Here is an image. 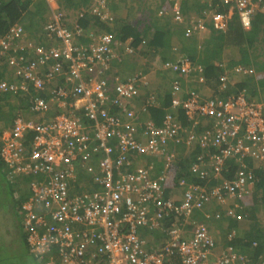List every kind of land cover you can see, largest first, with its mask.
Here are the masks:
<instances>
[{"label": "built area", "instance_id": "2783aa9c", "mask_svg": "<svg viewBox=\"0 0 264 264\" xmlns=\"http://www.w3.org/2000/svg\"><path fill=\"white\" fill-rule=\"evenodd\" d=\"M261 1L218 0L215 7L228 6L229 11L213 10L214 28L224 30L237 11L243 25L249 27ZM47 2L54 22L45 31L58 45L37 47L36 62L18 54L4 63L9 39L0 43V67L6 64L13 75L0 90L28 96L35 116H17L13 127L3 133L0 150L9 178L34 177L29 185L31 196L22 206L31 253L41 259L57 247L62 264H248L247 257L233 246L218 253V243L201 223L192 225V230L186 226L211 200L220 205L230 201V216L241 208L234 200L255 179L241 159L264 161V101L249 100L244 92L227 98L206 97L186 90L176 80L172 84L175 112H167L161 126L149 116L150 108L160 103L156 92L149 94L141 108L148 115L142 121L137 122L130 112L124 115L132 117L130 121L116 118L111 115L112 106L133 99L138 90L134 81L125 82L120 75L105 77L111 60L119 59L111 47L112 36L99 31L88 34L77 22L91 16L111 25L115 18L110 0H91L88 8L76 14L73 28L61 20V0ZM194 26L204 29L202 20ZM21 32L20 28L14 30L16 36ZM84 36L89 45L82 44ZM193 70L203 72L202 66L186 61L181 74L190 78ZM235 72L246 73L240 67ZM60 77L65 81L61 85ZM196 78L205 82L201 74L192 77ZM228 81L227 76L220 77L219 94ZM178 110L189 121L186 127L178 120ZM52 112L57 113L49 119ZM179 147L202 152L191 167L202 182L182 180V198L176 205L175 200L164 197L166 173L154 177L151 168L133 173L127 169L134 162L130 154H137L166 160L167 170L175 160L172 149ZM115 153L120 154L118 158ZM94 155H98L99 173L93 165ZM228 159H234L241 170L235 180L219 181ZM124 164L127 168L122 171ZM80 169L91 175L100 191L74 190L81 181ZM144 232H161L166 237L156 245L157 239L149 240ZM235 236L231 233L228 240Z\"/></svg>", "mask_w": 264, "mask_h": 264}, {"label": "trees", "instance_id": "16d2710c", "mask_svg": "<svg viewBox=\"0 0 264 264\" xmlns=\"http://www.w3.org/2000/svg\"><path fill=\"white\" fill-rule=\"evenodd\" d=\"M213 1L110 0L109 8L114 13V18L116 17L112 25L101 23L97 19L93 20L91 16L77 20L79 26L88 34L97 28L98 34H109L113 38L111 47L119 59L111 60V66L105 72V77L112 78L120 75V78L125 82L134 81L138 90L133 99L124 100L121 105L112 106L111 115L126 122L132 120V117L124 116L126 112H130L131 102L135 101L139 106V102L144 97L147 96L148 98L149 94L153 92H147V90L158 85L156 79L165 81L167 76L173 75L175 76L174 81L178 80L185 85L186 76L181 74V69L186 61L202 66L203 72L193 70L192 73H194L191 74V77L201 74L206 78L207 83L211 80L220 85L219 78L222 75L227 76L229 81L224 92L226 96L245 92L251 99L261 100L264 97V0L261 1L259 9L251 17L249 27L243 26L237 11L232 19L227 22L224 30L214 28L211 15L214 9L217 13L225 14L226 7L216 8L218 0ZM176 3L180 5L179 12L183 17L181 22L175 19ZM89 5H91V0H61L62 22L67 27L73 28L74 23L69 20L71 12L85 10ZM52 15L53 12L47 0H35V2L30 0H0V43L4 39H9L10 43V51L3 62L6 63L10 57L18 54L23 55L28 62H36L35 49L37 47L50 48V46L58 45V40L50 38L45 31V27L54 22ZM200 20L204 24L203 30H197L194 26ZM17 28H20L22 32L16 36L14 30ZM29 34L35 37L32 39ZM80 40L82 44L89 45V39L86 36ZM127 48H130L132 52H126ZM5 66L6 64L0 67V85L3 82L11 81L13 78L12 72ZM239 67L246 73L237 74L235 69ZM117 70L119 74L116 73ZM95 74L96 71L92 72L90 78H93ZM63 83H65L64 78L60 77L58 84ZM70 87L73 86L70 85ZM48 92L49 90L45 95ZM110 96L113 98L114 94L111 93ZM29 99L26 95L14 96L9 92L0 90V139L6 130L12 128L17 116L27 117L31 114ZM159 101L161 103L155 108H150L149 112L152 116L151 119L158 126H161L165 114L172 112V94L168 93L162 98L160 97ZM143 104L142 102L141 107ZM84 120L86 119L84 118ZM178 120L184 127L187 126L188 121L183 113L178 117ZM139 126L141 125L138 124ZM175 149L180 154L175 156V160L167 170L166 160L149 155L130 154L129 158L138 157L141 159L134 160L127 171L133 173L138 168H151L154 177L166 173L163 182L164 197L175 200L176 205H178L182 198V188L179 185L182 180L187 183L200 184L202 182L191 172L192 164L196 162L202 152L197 148L188 155L184 154L185 149L182 147ZM114 155L118 158L120 154L115 153ZM97 159L98 155H94V162H97ZM206 160L209 161V158L207 157ZM241 161L247 165L248 170L253 171L255 179L246 191L240 193L238 198L234 200V203L241 208L235 210L234 216H230L229 223L231 228H236L239 232L249 227V239L257 241L258 244L254 247V242L249 240L246 242L245 239L240 240L236 236L233 242L228 241L227 245L239 249L242 254H248L254 262H257L260 257L264 258V220L260 218L261 214L264 215V161L255 162L250 157H243ZM224 167L225 171H223L219 181L235 180L241 170V166L234 159H228ZM125 168H127L126 164L122 166V171ZM9 173L0 154L1 188L8 195L4 201L5 204H0V223H4V226L0 227V238L5 239L6 245L12 251L18 252L17 261L22 262L20 264H26L28 254L34 258L36 264H62L57 247H52L49 253L43 254L42 260L40 256L37 257L31 253L27 235L23 228L25 214L22 206L31 196L28 188L30 183L34 181V177H15L16 179L12 180L8 177ZM79 178H83V174L80 172ZM216 183L212 182L214 185ZM74 190L92 193L100 191L101 187L94 184L91 179L90 182L82 179L76 183ZM229 203L230 201L223 210H219L217 204L213 202L211 206L213 211L208 210L207 213L211 214L212 220H217L222 217L218 215L219 213H222L221 215L229 213L228 209L233 207ZM218 211L220 212L218 213ZM237 215L239 218L236 222L232 219L237 218ZM6 220L12 223L17 231L16 236H12V230H7L10 225H7ZM149 234L155 239L161 238L163 240L166 237L161 232H148L147 238L150 237ZM7 237L14 238L13 247L8 245ZM1 247L3 245H0Z\"/></svg>", "mask_w": 264, "mask_h": 264}, {"label": "crops", "instance_id": "0c3cea01", "mask_svg": "<svg viewBox=\"0 0 264 264\" xmlns=\"http://www.w3.org/2000/svg\"><path fill=\"white\" fill-rule=\"evenodd\" d=\"M30 1H33V2H35V0H30ZM37 1V0H36ZM34 4H36V3H34ZM90 6V5H89ZM79 11H81V10H77V11H74V12H71V15H72V17L69 19L70 21H72V22H75L76 21V14L79 12ZM91 18V17H90ZM91 19H96V17H92ZM115 19H116V17H115ZM99 21V20H98ZM100 22V21H99ZM115 22V21H114ZM113 22V23H114ZM112 23V24H113ZM111 24V25H112ZM92 30V29H91ZM93 32H97L98 30H97V28H94L93 30H92ZM91 31V32H92ZM116 72V71H115ZM117 74H119L118 73V70H117V72H116ZM170 77H168L167 76V79L165 80V81H163L162 79L160 80V79H156L157 80V82H159V84L162 82V85L161 86H159V87H157V86H154L153 88H151V89H149V90H147V92H156L157 94H158V97H159V100H160V97L162 98L164 95H166V94H168V93H171L172 94V83L174 82V80H175V76H173V75H169ZM242 76V75H241ZM185 80H186V78H185ZM185 84H188V81H185ZM168 86V87H167ZM167 87V89H165ZM217 87H218V84H216L215 83V81H211L210 80V82L208 83V85H207V88H204V93L206 94V95H211V94H213L215 91H216V89H217ZM155 89V90H154ZM200 89H202V88H200ZM146 99H147V96L146 97H144V99H142L140 102H139V106H138V103H135V101L134 102H131V106H132V108H130V114H133L134 115V117H135V119H136V121L137 122H140V121H142L144 118H146L148 115H146V114H141L140 112V107H141V105H142V102L144 103L145 101H146ZM160 103H161V101H159ZM135 103V104H134ZM159 103V104H160ZM142 108V107H141ZM110 112H112V109H111V111ZM52 113H54V114H56L57 112H52ZM54 114H51V115H49V119H51V117L53 118L54 117ZM180 116H181V114H179ZM149 116L150 117H152L151 116V114H150V112H149ZM124 117V116H123ZM155 122V121H154ZM175 153L176 154H178L177 153V151H175ZM131 159H133V158H131ZM139 160V159H141V158H135V159H133V160ZM93 165H94V167L96 168V170H97V172L99 173V170H98V164H97V162H94L93 163ZM80 173H82L83 174V180L84 181H89L90 182V179H91V175L90 174H85L81 169H80V171H79ZM87 175V176H86ZM81 179V180H82ZM29 189V188H28ZM213 205V203H211L209 206H208V210H210V211H213L212 209H211V206ZM207 210V211H208ZM207 214H210V213H207ZM211 215V214H210ZM203 215L202 214H198L197 216H196V218H198L199 220H201V221H203V222H207V223H202V225H204L205 227H206V229H207V231L208 232H210L216 239H218L219 240V244H220V249L221 250H223V249H225V247L227 246V237H228V235L231 233V232H233L234 230H236V232H237V236L240 238V240H243V239H245L246 240V242H248V240L250 241V242H254L253 244V246L255 247V246H257V241H254V240H250L249 239V237H248V234H249V227L248 228H246L245 230H243V231H240L239 232V230L237 231V229L236 228H231L230 226V223H229V220H231L230 219V215H228V213H226V214H223L222 215V217H220V218H218L217 220H215V221H213L212 219L211 220H207V219H203ZM227 218V219H226ZM239 218V216L237 215V218H233L232 220H234V221H236L237 222V219ZM260 218L261 219H263L264 220V215H262L261 214V216H260ZM248 224V223H247ZM213 229H215V231H212ZM147 233L148 232H144L143 233V235L145 236V237H147L148 235H147ZM237 237V238H238ZM152 238H154V237H152V236H150L148 239L149 240H152ZM226 240V241H225ZM6 241H7V243H8V245H10L11 247H13L14 246V238H12V237H7L6 238ZM237 252L239 253V254H241V255H243V256H246L247 257V259H248V264H264V258H262V257H260L259 259H258V261L257 262H254L253 261V259H252V257L251 256H249L248 254H242V252L238 249L237 250Z\"/></svg>", "mask_w": 264, "mask_h": 264}, {"label": "clouds", "instance_id": "9594fccd", "mask_svg": "<svg viewBox=\"0 0 264 264\" xmlns=\"http://www.w3.org/2000/svg\"><path fill=\"white\" fill-rule=\"evenodd\" d=\"M225 7V6H224ZM179 10H180V5H179V3H176V5H175V14H176V17H175V19L177 20V21H179V22H181V21H183V17H182V15L180 14V12H179ZM229 11V7L227 6L226 7V13ZM178 15L180 16V19H177V17H178ZM234 16V15H233ZM232 16V17H233ZM232 17H231V19H232ZM242 21V20H241ZM244 26V25H243ZM245 27V26H244ZM220 79V78H219ZM185 81H188V84H185V85H183L182 84V86H183V88H185L186 90H195V91H198V92H201V94H203L204 96H206V97H211V96H215V95H220L221 97H223V98H227V97H229V96H232V95H228V96H226L225 94H224V92L223 93H221V94H219V86L220 85H218V87H217V89H216V91L213 93V94H211V95H206L205 93H204V88H207V85H208V83H207V80H206V78H205V82L204 83H200L199 82V80H198V78H196L195 80H193L192 79V77H190V78H186V80ZM173 84V83H172ZM220 84V83H219ZM227 86H228V83H227V85H226V89H227ZM200 88H202V89H200ZM225 89V90H226ZM245 93V92H244ZM246 94V97L248 98V96H247V93H245ZM249 100H251V98H248ZM253 99V98H252ZM257 100V99H256ZM258 101H264V97L261 99V100H258ZM172 111L173 112H175L173 109H172ZM180 111H182V110H178L177 112H176V114L178 115V117L180 116L179 114H181V113H183V111L182 112H180ZM32 114V113H31ZM167 114V113H166ZM183 115H184V113H183ZM185 116V115H184ZM27 118H29V117H27ZM186 119H187V117H186ZM15 121V120H14ZM187 121H188V119H187ZM13 124H14V122H13ZM187 125H189V121H188V124ZM12 127H13V125H12ZM3 135V134H2ZM2 138V137H1ZM0 142H1V139H0ZM180 148V147H179ZM183 148V147H182ZM183 149H185V148H183ZM197 149V148H196ZM175 151H177L175 148H173L172 149V152L175 154V156H177L178 154H180L179 153V151H177V153L178 154H176L175 153ZM191 151H193V150H190L189 152H187L186 150H184V154H188L189 155V153L191 152ZM170 155V154H169ZM182 155H183V153H182ZM212 185H214V184H212ZM182 193H183V191H182ZM213 202H215V201H209L207 204H206V206L204 207V209L202 210V211H198V212H196L195 213V215H194V217L191 219V220H189V224L186 226V229H188V230H192V225L194 226L195 224H202V223H206V222H203V221H200L198 218H196V216L198 215V214H202L204 217H205V219H207V220H211L212 218H211V215L210 214H207V210H208V206L211 204V203H213ZM216 203V202H215ZM217 204V203H216ZM217 206L219 207V210H223L227 205H220V204H217ZM220 211H218V213H219ZM222 213H219L218 215L219 216H222L221 215ZM215 221V220H214ZM233 232H235L236 233V236H237V232L236 231H233ZM233 232H231V233H233ZM210 233V232H209ZM230 233V234H231ZM211 234V233H210ZM229 234V235H230ZM212 235V234H211ZM228 235V236H229ZM213 236V235H212ZM236 236H235V238H236ZM214 237V236H213ZM215 238V237H214ZM234 238V239H235ZM165 239V238H164ZM233 239V240H234ZM215 240H216V242L218 243V253H220V252H222V251H224L225 249H227V247L228 246H231V245H227L226 247H225V249H223V250H221L220 249V244H219V240L218 239H216L215 238ZM227 242L229 241L228 240V237H227ZM230 242H233V241H230ZM236 250H237V248H235Z\"/></svg>", "mask_w": 264, "mask_h": 264}, {"label": "rangeland", "instance_id": "374dc122", "mask_svg": "<svg viewBox=\"0 0 264 264\" xmlns=\"http://www.w3.org/2000/svg\"><path fill=\"white\" fill-rule=\"evenodd\" d=\"M35 28H36V25H35ZM29 37L30 38H34L35 36H33L32 34H29ZM158 85L161 86L162 85V82L159 84L158 82ZM157 85V86H158ZM158 86V87H159ZM168 87V86H167ZM167 87L165 89H167ZM31 115V116H30ZM28 115L27 117H32L34 118L35 116L33 114H30ZM2 180L0 179V204H5L4 201L8 198V195L7 193H5L4 191H2V188H1V182ZM7 208V206H6ZM8 209V208H7ZM1 211V209H0ZM214 221V220H213ZM6 223L7 225L9 224L10 227L7 229V230H12L11 233H12V236H16L17 234V231L15 230V228L13 227L12 223L9 221L6 220ZM207 223V222H206ZM208 224V223H207ZM4 226V223L2 222V224L0 223V227H3ZM212 231H215V229H213ZM5 239L4 238H0V241H3V242H0L1 244L0 245H3V247L0 248V264H20L22 262L20 261H17V256H18V252H14L12 251L5 243L4 241ZM157 243L153 242L154 244H160L162 242V239L161 238H158L157 239ZM28 261H26V264H36L35 260L33 257H31L29 254H28ZM17 261V262H16ZM24 264V263H23Z\"/></svg>", "mask_w": 264, "mask_h": 264}]
</instances>
